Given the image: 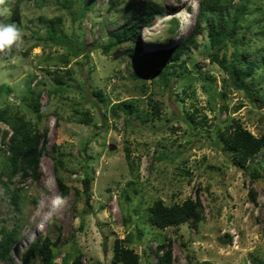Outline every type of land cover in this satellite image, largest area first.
I'll list each match as a JSON object with an SVG mask.
<instances>
[{
	"label": "rangeland",
	"instance_id": "1",
	"mask_svg": "<svg viewBox=\"0 0 264 264\" xmlns=\"http://www.w3.org/2000/svg\"><path fill=\"white\" fill-rule=\"evenodd\" d=\"M128 1L0 5L9 10L0 21L14 23L22 34L14 54L0 56V110L36 124L46 142L37 178L17 173L8 183L18 188L15 205L2 183L9 165L1 139L11 130L0 120V227L18 229L10 258L0 264H22L23 251L40 234L56 239L53 264L77 255L83 264H113L116 239L138 253L139 264H155L156 246L168 238L172 264H264V148L241 165L223 140L235 122L255 136L264 133V0H249L237 34L223 50L211 45L203 29L173 65L144 68L131 47L139 56L183 40L195 24L199 1L156 0L168 14L144 27L139 43L104 51ZM240 2L232 0L230 12ZM172 15L179 32L169 40L166 20ZM234 48L236 65L244 67L241 52L260 64L242 87L233 84L226 67ZM35 97L37 111L30 106ZM123 100L137 111L128 116L113 110ZM156 107L159 116L141 120ZM254 166L260 177L251 175ZM85 176L91 178L87 191ZM57 177L70 187L65 196ZM196 195L204 215L198 225L188 221L161 229L149 222L148 207L156 199L170 205ZM23 264L41 259L33 255Z\"/></svg>",
	"mask_w": 264,
	"mask_h": 264
},
{
	"label": "trees",
	"instance_id": "2",
	"mask_svg": "<svg viewBox=\"0 0 264 264\" xmlns=\"http://www.w3.org/2000/svg\"><path fill=\"white\" fill-rule=\"evenodd\" d=\"M113 1V0H111ZM198 11L195 18V24L187 35L180 42L170 46L168 49H160L152 51L149 54L139 55L135 47H131L132 55L136 57V63L144 68L147 65H154L158 62L160 65H173L174 61L178 60L187 50L188 45L193 42L194 37L201 33L203 29L207 30V35L211 45L218 48L217 51L223 50L227 45V39L234 37L237 34V27L244 20L246 12L249 10V0H242L235 5L232 12L228 9L232 0H198ZM122 19L123 23L120 27L114 29L110 34V39L104 45V51L111 47L117 46L123 42L132 41L134 44L139 43V35L144 27L152 24L157 16L165 17L168 13L166 8L156 0H129L123 8ZM190 10V7H188ZM16 13V12H15ZM251 13V11H249ZM169 23L168 39L171 40L178 32V20L172 15L166 20ZM161 41V39H158ZM220 47V48H219ZM138 48V46H137ZM16 50L14 45L11 49L0 51V56L13 55ZM235 48L232 53V61H229L228 67L230 75L233 77V84L238 87L244 86L245 76L251 75L256 71V67L260 64L254 60H246L247 53L241 52L242 63L244 67L236 65L237 55ZM225 52L222 54L224 59ZM57 81L62 84V79L57 77ZM30 106L34 110L39 109L37 98H33ZM122 109L128 116L137 111L135 104L129 100L120 101L113 106V110ZM116 110V111H117ZM157 107L153 112L144 114L140 117L141 120H151L155 116H159ZM139 112H136L138 115ZM0 120H3L10 127L11 133L7 140L4 134L1 142L5 148L4 157L8 163V171H3L7 177V181H2L5 190L10 194V199L17 205L18 188H9L8 183L12 180L15 174H20L22 177L31 175L37 178L39 157L45 151V132H40L29 120H25L22 115H7L6 110H0ZM230 133L223 135V140L226 148L231 150L234 159L241 165L248 160L256 158L257 154L264 148V133L259 136L253 135L247 128L235 122L229 127ZM258 163V162H257ZM264 167V160L262 161ZM261 167V166H260ZM251 175L260 177L256 166L252 168ZM91 178L85 176L82 180L83 189L88 190ZM57 187L62 196L68 194L70 187L66 185L59 177L56 178ZM77 191V190H76ZM249 199L254 202L255 194L252 190ZM77 193H79L77 191ZM204 219L203 205L198 195L195 197H187L182 202H174L170 205L165 204L161 199H156L148 207V220L157 228H167L170 226L181 225L191 221L193 225ZM17 227L15 224L7 229L5 226L0 227V259L6 260L10 258V249L17 239ZM169 238L167 241H161L155 249L156 262L155 264H172V250ZM56 244V239L52 240L49 235H37L29 243L28 247L23 251L21 258L22 264L26 263L30 256H39L41 264H53L55 257L53 246ZM113 264H139V255L132 248L125 246L119 239H116L113 246L112 254ZM67 264H83L81 256L77 255ZM197 264H212L205 260Z\"/></svg>",
	"mask_w": 264,
	"mask_h": 264
},
{
	"label": "clouds",
	"instance_id": "3",
	"mask_svg": "<svg viewBox=\"0 0 264 264\" xmlns=\"http://www.w3.org/2000/svg\"><path fill=\"white\" fill-rule=\"evenodd\" d=\"M3 4L4 0H0V5ZM8 14L9 10L7 7L0 8V16H7ZM21 39V31L16 27L14 23H4L3 21H0V51L11 49L14 45L16 47H19V42L21 41Z\"/></svg>",
	"mask_w": 264,
	"mask_h": 264
},
{
	"label": "bare ground",
	"instance_id": "4",
	"mask_svg": "<svg viewBox=\"0 0 264 264\" xmlns=\"http://www.w3.org/2000/svg\"><path fill=\"white\" fill-rule=\"evenodd\" d=\"M184 25H185V24H184ZM186 27H187V26H186ZM186 27H185V28H186ZM185 28H183V30H182L183 32H182V33H184V32H185ZM182 36H183V35H182Z\"/></svg>",
	"mask_w": 264,
	"mask_h": 264
}]
</instances>
